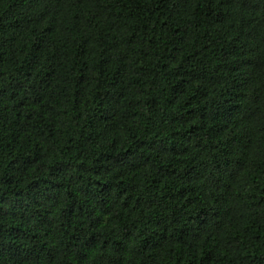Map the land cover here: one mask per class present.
Masks as SVG:
<instances>
[{
	"label": "trees",
	"instance_id": "trees-1",
	"mask_svg": "<svg viewBox=\"0 0 264 264\" xmlns=\"http://www.w3.org/2000/svg\"><path fill=\"white\" fill-rule=\"evenodd\" d=\"M0 264H264V0H0Z\"/></svg>",
	"mask_w": 264,
	"mask_h": 264
}]
</instances>
